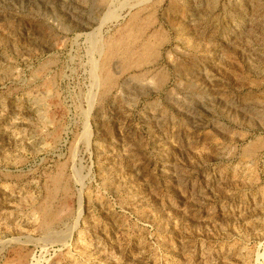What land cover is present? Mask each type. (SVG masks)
Returning <instances> with one entry per match:
<instances>
[{"label": "rangeland", "instance_id": "obj_1", "mask_svg": "<svg viewBox=\"0 0 264 264\" xmlns=\"http://www.w3.org/2000/svg\"><path fill=\"white\" fill-rule=\"evenodd\" d=\"M0 264H264V0H0Z\"/></svg>", "mask_w": 264, "mask_h": 264}, {"label": "water", "instance_id": "obj_2", "mask_svg": "<svg viewBox=\"0 0 264 264\" xmlns=\"http://www.w3.org/2000/svg\"><path fill=\"white\" fill-rule=\"evenodd\" d=\"M70 230H71V229H70ZM70 230H69V231H70ZM69 231H68V232H69ZM67 238H68V236H67L66 238H64V237H63L62 239H60V241H59V242H61V243H64V242H65V240H66ZM63 240H64V241H63Z\"/></svg>", "mask_w": 264, "mask_h": 264}, {"label": "bare ground", "instance_id": "obj_3", "mask_svg": "<svg viewBox=\"0 0 264 264\" xmlns=\"http://www.w3.org/2000/svg\"><path fill=\"white\" fill-rule=\"evenodd\" d=\"M102 1H104V0H102ZM134 23V22H133ZM112 82V81H111Z\"/></svg>", "mask_w": 264, "mask_h": 264}]
</instances>
